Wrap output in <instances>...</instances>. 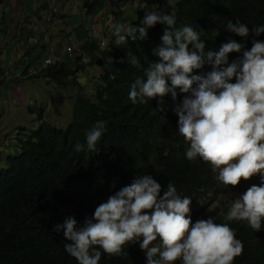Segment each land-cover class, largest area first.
I'll return each mask as SVG.
<instances>
[{"label":"trees","instance_id":"16d2710c","mask_svg":"<svg viewBox=\"0 0 264 264\" xmlns=\"http://www.w3.org/2000/svg\"><path fill=\"white\" fill-rule=\"evenodd\" d=\"M4 1L0 0V5ZM119 1L100 0L101 5L109 6L115 21L120 17L128 18L125 9L114 11L111 8ZM140 2V9L134 12L136 20L129 25L140 24L145 14L143 5L157 12L170 13L174 9L175 27H195L202 33L200 38L205 41V52L218 51L220 45L229 39L245 44L247 49L252 47L253 39L264 41V33L256 37L251 32V29L264 25V0ZM101 5L99 0L86 1L83 6L85 15L101 13ZM229 20L233 23L240 20L250 29L249 35L240 37L226 31ZM165 27L157 23L148 29L147 39L129 40L122 48L116 45L113 36L114 46L109 50L102 49L93 34L85 38L73 60L37 68L38 74L28 78L47 79L57 87H72L74 104L71 119L64 128L46 121L44 110L36 103L29 104V113L37 116V126L21 128L11 137V142L19 148L17 153L0 154L3 163L0 166V264H78L65 251V244L69 241L63 230L57 232L54 226L62 224L68 216L77 219V227L83 226L85 218L91 217L100 203L131 184L136 176L151 175L161 185V196L171 182L180 196L191 197L188 215L193 223L209 216H213L216 223H226L223 217L227 214V207L207 210L210 204L224 194L244 193L251 185L261 184V174H257L249 180L242 179L235 187L226 186L218 181V172L213 173L210 163L199 156L193 160L186 158L190 144L178 133V116L172 111L174 103L187 95L179 87L176 88L175 102L171 93L163 98L166 112L157 109L159 97L135 104L129 98L131 84L137 78L146 80V69L159 60L153 49L162 43ZM64 41L69 43L70 40L66 37ZM129 51L138 57V66L128 63ZM241 55L242 52L229 53V62ZM122 58L123 63L120 62ZM93 65L100 69V73L89 94L81 89L76 78ZM210 70L211 66L206 64L193 74ZM168 84L171 86L170 79ZM97 121L105 122L106 131L97 142L95 151H90L86 133ZM78 144L84 146L82 151L77 150ZM201 213L206 218H201ZM227 223L243 243L242 254L235 257L232 264H264V220L258 231L253 230L247 221ZM159 240L157 237L153 243ZM123 249L127 254L116 256H109L100 249L102 258L99 264H147L139 240L129 242ZM174 264H182V261L177 260Z\"/></svg>","mask_w":264,"mask_h":264},{"label":"clouds","instance_id":"9594fccd","mask_svg":"<svg viewBox=\"0 0 264 264\" xmlns=\"http://www.w3.org/2000/svg\"><path fill=\"white\" fill-rule=\"evenodd\" d=\"M50 3L51 8L49 3L45 7L49 8L51 15L58 13L62 22H67L74 13L79 12L77 6L78 12L68 10V7L76 5L74 0H50ZM84 3L81 11L87 17L83 10ZM142 7L145 14L140 24L127 27L116 24L107 32L110 36L107 46V38L92 25L89 31L85 30L88 34L86 39L94 34L99 39L100 47L109 50L113 36L117 46H126L129 40L147 39L148 29L157 23L165 25L162 43L153 49V54L159 60L146 69V80L137 78L131 84L129 98L135 104L159 97L157 109L166 112L163 98L171 93L175 102L178 95L176 88L179 87L187 95L183 96L182 101L174 103L172 111L178 116V133L190 144L186 158L193 160L199 156L210 163L213 173L218 172V181L226 186L235 187L242 179L249 180L257 174H261V184H253L234 199L219 202L217 207L228 209L223 217L226 223H216L213 216L206 218L202 213L201 218L206 219L193 223L188 215L192 198L180 196L171 182L161 196V185L151 175L145 174L136 176L131 184L100 203L93 215L85 218L83 226L77 227V219L68 216L54 228L57 232L63 230L69 241L65 244V251L78 264H99L102 258L100 249L109 256L127 254L123 246L138 240L140 248L145 251L147 264H174L177 260L182 264H232L234 258L242 254L243 243L236 238L235 229L227 222L247 221L253 230L258 231L264 220V41L253 39L252 47L247 49L245 44L229 39L220 45L218 51L205 52L201 32L191 25L175 27L174 9L169 13L149 10L147 5ZM225 30L240 37H247L250 32L240 20L235 23L229 20ZM251 32L258 37L264 33V25L251 29ZM38 33L45 35V32ZM83 42L77 44L76 48H72V44L65 45L62 53L54 55L60 60L53 64L73 60ZM189 45H192L191 49ZM68 47L71 49L70 56L66 52ZM233 52H242V55L229 62V53ZM127 56L128 63L139 65L138 57L131 51ZM37 59L32 52L22 57L23 70L20 74L0 67V85L12 86L18 79L37 75L36 69L43 68L42 64L34 65L33 61ZM120 62H124L123 58ZM206 64L211 66L210 71L193 74L194 70L203 69ZM95 67L88 66L78 77L94 71V86L100 73V69ZM233 79L235 82H232ZM104 131L105 122L97 121L86 133L88 150L95 151ZM83 147L76 145L78 151H82ZM213 208L209 206L207 210ZM157 237L160 240L154 244Z\"/></svg>","mask_w":264,"mask_h":264},{"label":"crops","instance_id":"0c3cea01","mask_svg":"<svg viewBox=\"0 0 264 264\" xmlns=\"http://www.w3.org/2000/svg\"><path fill=\"white\" fill-rule=\"evenodd\" d=\"M47 3L50 4L51 8L52 5L50 0H26L24 4L17 3L15 0H6L5 3L0 6V67L8 68L11 72L20 74L23 70V61L21 58L25 57L26 54L32 52L33 57H38L36 61H33L34 65L38 66L43 64L45 59L63 52L62 46L57 38V36H62V28L58 30L57 34L52 33V26L57 22L56 19L60 20V17L57 16L58 13L54 15L50 14L49 8L45 7V4ZM75 6L78 7L79 12L85 17L79 4L68 7V10L74 12L76 10ZM94 16L97 17L98 14L97 16L89 15L87 17H90V20H95L93 18ZM1 25L3 27H1ZM92 26L97 28L99 33L103 35L104 26L102 23L92 24ZM38 32H45V35L43 36ZM70 32L71 31H69L66 36L68 39L70 38ZM85 35L86 31H81L80 33L75 32L76 42L81 44L86 38ZM64 39V46L72 44L71 41L67 43ZM52 40H54L55 43L53 47L52 44H49ZM112 46H114V44H112ZM95 72H97V70H95ZM93 74L94 71L89 74L90 78H93ZM40 80L41 79L28 80L26 78H21L16 80L12 86L0 85V100L5 99L6 110L11 111V109H16L18 106L21 108L24 107L25 109L28 108L29 103H36V99H34L33 96L28 95L27 91L33 89V85L29 84V82L37 83ZM4 89L5 92H3ZM22 93L25 94V99H20ZM28 114L30 113L27 109L26 115ZM30 115L36 116L32 114ZM5 117L6 111L3 112L0 110V121H2L0 126L1 135L8 133L11 134V128L13 129L12 135L16 134L19 129L24 128L23 126H20L19 128L16 125L11 126V124L6 126L4 124ZM36 126L37 123H34L31 128ZM5 138L6 141L4 142ZM8 138L9 137L6 136L3 137V140L0 142V149L3 148L7 150L9 149V145L11 147V144L7 142ZM2 153H6V151L4 150ZM2 164L3 163L0 161V166Z\"/></svg>","mask_w":264,"mask_h":264},{"label":"rangeland","instance_id":"374dc122","mask_svg":"<svg viewBox=\"0 0 264 264\" xmlns=\"http://www.w3.org/2000/svg\"><path fill=\"white\" fill-rule=\"evenodd\" d=\"M19 3H25L26 0H18ZM76 1V4H79L80 9L82 7V4L85 1H93V0H74ZM99 5H101L100 0H99ZM114 5V6H113ZM141 2L140 0H121L117 4H112L111 8L114 9V11H119L121 8L125 9L126 12L128 13V18H118L117 21L113 19V16L109 12V6L104 4L101 5L102 9V14H96L97 17H93L95 20H90V17H83L78 10H75L78 13H74L71 18L67 19V22H62L59 19H56V23L52 26L53 34H57L58 30L62 28V36L57 38L59 39V43L62 46V50L64 48L63 45V39L67 36L68 32H70V38L69 40L72 43V48L77 47V43L75 40V32H81L85 31L91 28L92 24H103L104 26V31H103V37L107 38L106 46L108 44V41L110 39V36H108L107 32L112 29L116 24H119L121 22L124 24L125 27L129 26L128 23L134 22L136 20V16L134 15V12L138 11L140 9ZM1 12V9H0ZM70 19H71V24L70 25ZM1 27H3L1 25ZM44 34V33H43ZM83 34V33H82ZM86 34L85 36H87ZM90 35V34H89ZM91 36V35H90ZM61 38V40H60ZM49 44H52V47L55 45L54 40H52ZM124 47L121 45V48ZM77 80L83 85L84 90L86 92H91L92 91V86H93V80L90 78V75H85V76H80L77 78ZM29 84L33 85L32 90H28L27 93L28 95L33 96L34 99H36V105L41 109L44 110V117L45 120L50 122L53 125H56L60 128H64L68 125L70 119H71V113H72V108L74 104V97L75 93L72 87L66 86V87H57L54 83L49 82L47 79H41L37 83H31ZM5 92V89L4 91ZM77 94H81V91H76ZM20 99H25V94L22 93L20 95ZM24 107H16V109H11V111H7L5 107V99L0 100V110L1 111H6V117L4 120V124L7 125H16L18 128L20 126L26 127L30 129L34 123L38 122V119L36 116H31L30 114L26 115L27 113V108ZM22 110V111H21ZM10 116V117H7ZM2 121H0V126H1ZM1 130V128H0ZM13 129L11 128V134H0V142L3 140V137H9L10 141L9 143L11 144V147L6 150V153H17L19 151L18 146L11 142V136H12ZM8 142V139H7ZM4 144V142H3ZM10 146V145H9ZM4 149H0V153H2ZM242 193H234V194H224L220 197L219 201L215 204V202L210 204V207H217L219 206V202L223 201H228L230 199H234L236 195H239Z\"/></svg>","mask_w":264,"mask_h":264},{"label":"built area","instance_id":"2783aa9c","mask_svg":"<svg viewBox=\"0 0 264 264\" xmlns=\"http://www.w3.org/2000/svg\"><path fill=\"white\" fill-rule=\"evenodd\" d=\"M66 52H68V55L70 56L71 49L68 47ZM59 60H60V58L56 57V56H54L53 58H47L44 60L42 67L45 68L47 66H51V65H53L54 62L59 61Z\"/></svg>","mask_w":264,"mask_h":264}]
</instances>
